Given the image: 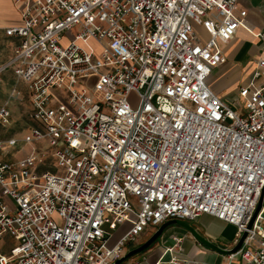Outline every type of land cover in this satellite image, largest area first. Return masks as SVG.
Segmentation results:
<instances>
[{
	"label": "built area",
	"instance_id": "obj_1",
	"mask_svg": "<svg viewBox=\"0 0 264 264\" xmlns=\"http://www.w3.org/2000/svg\"><path fill=\"white\" fill-rule=\"evenodd\" d=\"M14 3L0 127L23 83L29 132L0 139V154L47 148L0 160V264H112L142 234L204 215L234 226L235 244L246 233L225 264H264V208L247 228L264 188V60L237 102L208 85L222 47L251 33L238 0Z\"/></svg>",
	"mask_w": 264,
	"mask_h": 264
},
{
	"label": "crops",
	"instance_id": "obj_2",
	"mask_svg": "<svg viewBox=\"0 0 264 264\" xmlns=\"http://www.w3.org/2000/svg\"><path fill=\"white\" fill-rule=\"evenodd\" d=\"M249 2V4H248ZM239 8L247 12L246 24L251 29V33L246 32L243 29H239L236 33L235 38L227 45L222 47L223 53L226 57L227 63L218 67L212 72V75H217V79L228 80L222 86H216L212 80V75L210 76L208 85L219 94L225 101H228L227 96L233 95V98H237L238 89L242 86L247 85L256 69V62L264 60V54L262 53V43L258 34L264 32V20L260 18V14L264 13V3L262 0H238ZM250 3L254 5L250 7ZM21 25L20 14L18 6L15 5L14 0H0V66L5 64L12 56L15 46L18 44V40L13 37H7L4 33V29L17 27ZM196 33L201 38H206V34L202 29H195ZM243 34L247 40L246 45L248 48V53L245 54L247 58L245 60L242 58L241 54L237 55L239 45L232 53L230 49L236 44L239 35ZM236 59V60H235ZM244 61V62H243ZM262 73H264V69ZM241 77L244 80L242 84H234L233 81L237 77ZM235 79V80H234ZM16 81L13 75V70L7 69L1 76L0 86H4L5 96L2 99L0 105L2 104L5 97L8 95L10 90L14 87ZM17 89L21 92V99L14 102L13 105L23 106L28 103L26 88L23 83L17 84ZM1 90V89H0ZM18 108V107H17ZM19 110V109H18ZM11 111V110H10ZM13 113L11 112V115ZM25 124V122H23ZM13 137V136H10ZM7 137V138H10ZM5 139V138H4ZM10 155H7L10 158ZM190 222V221H183ZM195 223H202L206 232H202V227L196 228V231L209 243L222 249H231L234 245V237L228 238L224 236L225 231L231 225L221 222L209 216H201L200 218L193 221ZM176 239H180L178 246L176 247ZM161 243V244H160ZM160 248L158 250L159 255L153 257V253H145L141 256L139 260H130L129 263L132 264H155L161 257H163L162 263L169 264L171 258L174 256L178 259L180 264H225L226 255L214 251L207 246L199 243L190 233L184 230H180L177 226L169 229L167 235L162 236L159 239ZM157 244V245H158ZM226 245V246H225ZM174 247L172 253H167L163 256V252L166 248Z\"/></svg>",
	"mask_w": 264,
	"mask_h": 264
},
{
	"label": "rangeland",
	"instance_id": "obj_3",
	"mask_svg": "<svg viewBox=\"0 0 264 264\" xmlns=\"http://www.w3.org/2000/svg\"><path fill=\"white\" fill-rule=\"evenodd\" d=\"M248 4H249V2H248ZM249 6L254 8V5H252V3H250ZM260 18L262 20H264V13H261L260 14ZM196 29H200V28H196ZM246 40H247V38L241 33L239 35V38H238L236 44L230 49V52L232 53L239 45H241L240 48H239V51H238L237 55L241 54V56H243L242 58L244 60H245V58H247V56L245 54H247L248 51H249L248 50L249 47L245 43ZM234 77H237V75H235ZM216 78H217V75H212V80L214 81L213 83L216 84V86H222V85H224L228 81V80H225V79H222L221 80L220 78L217 79V80H215ZM243 80L244 79L239 76V77H237V79L235 81H233V83L239 85V84H242V81ZM0 89H1L0 90V103H1L2 99L5 96L4 86L3 85L0 86ZM233 97H234L233 95H231L230 97L227 96L226 99L228 101H231V102H237L238 101L237 98H233ZM9 109L13 113L12 114V118H11V122H10V125H8L5 128L0 127V139H4V138L6 139L7 137H10V136H13V137L18 138V139L23 138L29 132V128H26L24 126V124H23V122L27 121L26 119H27V115L29 113V106L27 104H25L23 106H16L15 107V105L12 104L9 107ZM45 146H46L45 142H41L40 144H34L33 146L19 144V145H17V147L15 149H12L10 151V153H9V154H11L10 155V158H8L7 154L4 153V154H0V160L1 161H4V162H14V161L22 158L23 156L29 154L31 152L32 147L36 148L37 150H40L42 147H43V149L47 148ZM186 224L188 226H190V228H192L194 230H196V228H198V227H202L203 229H202V232L201 233L206 232L205 228L202 226V223H198L197 224V223H195L193 221H190V222H186ZM172 227H175V226L168 227L163 232L162 236L167 235L168 232H169V229L172 228ZM178 228L180 230H184V228H182V227L181 228L178 227ZM123 232H124V230H121L116 235H114L113 240L111 242L112 243L115 242L123 234ZM235 232H236V228L234 226H229L227 228V230L225 231L224 236H226V237H228V238L231 239V238L234 237ZM151 234H152L151 231L148 232L146 234V236H144L142 234L139 237V239L137 240L138 243L141 244L142 242H144L145 240H147ZM160 238H158L155 242H153L151 244V246L146 251L141 252L139 254H136V255L132 256L131 258H129L126 261H124L122 264L128 263L130 260H139V259H141V256L143 254H145V253H150L151 252V253L154 254L153 257H157L159 255L158 250L160 248V245L158 243H159V239ZM12 243L11 242H7V241H2L1 242L2 251L9 250V248L11 246H13ZM126 248H127V252H128V251L134 249L135 247L126 246Z\"/></svg>",
	"mask_w": 264,
	"mask_h": 264
},
{
	"label": "water",
	"instance_id": "obj_4",
	"mask_svg": "<svg viewBox=\"0 0 264 264\" xmlns=\"http://www.w3.org/2000/svg\"><path fill=\"white\" fill-rule=\"evenodd\" d=\"M262 208H264V188H262L260 195H259V199L256 205V208L253 212V215L248 223L247 228L250 229L254 223V221L256 220L258 214L260 213V211L262 210ZM170 226H177V227H182L184 228L185 231H187L188 233H190L199 243L207 246L208 248L217 251L221 254H224L226 256L229 255H233L236 252H238L240 250V248L242 247L244 240L246 238V233H243L240 238L238 239L237 243L228 250H222L216 246H214L213 244L209 243L208 241H206L196 230L190 228V226H188L185 222L183 221H179V220H170L167 221L163 224H161L158 228H156L152 234L149 236V238L147 240H145L141 245L135 247L134 249L128 251L127 253H125L121 258L117 259L114 263L112 264H122L124 261H126L127 259L131 258L132 256L139 254L141 252H144L145 250H147L151 244L153 242H155L158 238H160L163 234V232Z\"/></svg>",
	"mask_w": 264,
	"mask_h": 264
},
{
	"label": "flooded vegetation",
	"instance_id": "obj_5",
	"mask_svg": "<svg viewBox=\"0 0 264 264\" xmlns=\"http://www.w3.org/2000/svg\"><path fill=\"white\" fill-rule=\"evenodd\" d=\"M142 243H143V242H142ZM142 243H141V244H142ZM141 244H139V245H141ZM139 245H138V246H139Z\"/></svg>",
	"mask_w": 264,
	"mask_h": 264
},
{
	"label": "trees",
	"instance_id": "obj_6",
	"mask_svg": "<svg viewBox=\"0 0 264 264\" xmlns=\"http://www.w3.org/2000/svg\"><path fill=\"white\" fill-rule=\"evenodd\" d=\"M146 251V250H145Z\"/></svg>",
	"mask_w": 264,
	"mask_h": 264
}]
</instances>
